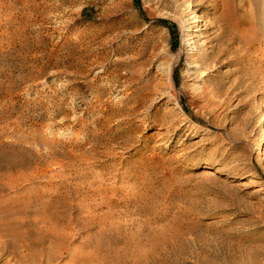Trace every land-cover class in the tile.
<instances>
[{"label": "rangeland", "instance_id": "obj_1", "mask_svg": "<svg viewBox=\"0 0 264 264\" xmlns=\"http://www.w3.org/2000/svg\"><path fill=\"white\" fill-rule=\"evenodd\" d=\"M224 4L0 0L3 194L67 196L54 264H264V0Z\"/></svg>", "mask_w": 264, "mask_h": 264}, {"label": "bare ground", "instance_id": "obj_2", "mask_svg": "<svg viewBox=\"0 0 264 264\" xmlns=\"http://www.w3.org/2000/svg\"><path fill=\"white\" fill-rule=\"evenodd\" d=\"M224 3V5L229 4L230 0H224ZM12 9L11 6L8 8L7 16L3 18L0 25L1 28H5L3 33L8 29H13L7 34L5 33L8 44H13V42H17L19 37H23L27 22L33 19V15L29 12L24 13L22 16L13 15ZM194 16H199V14L195 13ZM221 17L227 20V17H229L227 10L222 12ZM185 26V31H188L191 26L190 22H187ZM235 37L241 41L246 39L245 36L237 33ZM192 43L191 38L187 39V45H192ZM114 55L115 59H120L122 50L117 47ZM105 57L106 55L102 56L101 60L103 61ZM214 57L213 52L200 56L199 65L196 69L204 74L205 71L213 70V64L208 62ZM179 58V54L175 59L170 55H166L165 61L169 64H172V62L176 64ZM117 65H119L118 68L126 71L124 77L127 80L138 79L132 61L127 63L125 61L120 63L119 61ZM209 76L207 75L211 81L212 79ZM220 86L218 83L217 87ZM203 88H206V86H203ZM242 185L247 186V182H242ZM13 186V182L5 183L0 179V259L4 255L7 256L4 264L60 263L64 257L71 229V204L67 196H57L47 200L41 196L36 199L22 200L15 195L3 194L6 189Z\"/></svg>", "mask_w": 264, "mask_h": 264}, {"label": "trees", "instance_id": "obj_3", "mask_svg": "<svg viewBox=\"0 0 264 264\" xmlns=\"http://www.w3.org/2000/svg\"><path fill=\"white\" fill-rule=\"evenodd\" d=\"M160 22H162V23H168V21H166V20H160Z\"/></svg>", "mask_w": 264, "mask_h": 264}]
</instances>
